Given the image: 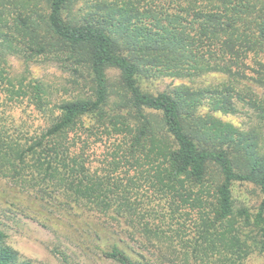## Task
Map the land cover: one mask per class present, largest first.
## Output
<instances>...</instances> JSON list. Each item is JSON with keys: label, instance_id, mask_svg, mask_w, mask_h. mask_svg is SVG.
Listing matches in <instances>:
<instances>
[{"label": "trees", "instance_id": "16d2710c", "mask_svg": "<svg viewBox=\"0 0 264 264\" xmlns=\"http://www.w3.org/2000/svg\"><path fill=\"white\" fill-rule=\"evenodd\" d=\"M78 1L0 0V176L102 215L129 212L128 218L136 212L131 198L148 184L172 208L197 213L186 260L246 264L253 253L264 255V101L248 86L264 88V0H96L86 13L74 10ZM12 55L55 62L86 90L52 106L43 84L11 78ZM109 70L119 73L115 84ZM211 73L228 80L158 94L140 85L146 74ZM24 101L46 127L15 125L13 110ZM237 101L257 111L250 132L215 116L236 113ZM105 139L114 140V159L93 170L92 146ZM236 184L260 190L257 212L236 207ZM8 245L0 229V264H34ZM101 255L144 264L118 244Z\"/></svg>", "mask_w": 264, "mask_h": 264}, {"label": "rangeland", "instance_id": "374dc122", "mask_svg": "<svg viewBox=\"0 0 264 264\" xmlns=\"http://www.w3.org/2000/svg\"><path fill=\"white\" fill-rule=\"evenodd\" d=\"M95 1L79 0L74 10L89 12ZM25 60L17 55L8 58L11 78L24 81L26 85L43 84L52 106L73 100L86 90L74 85L71 82L74 76L55 62ZM108 75L111 84L119 79L115 70H109ZM224 80L228 77L221 73L183 79L146 74L140 85L145 92L158 94L180 86L203 89ZM248 86L258 100L264 101V88L253 81H249ZM237 104L236 113L216 112L215 116L242 131H252L257 126V111L247 103L237 101ZM206 111H209L207 106L202 108V112ZM13 114L11 118L15 117L16 126L22 123L30 128L47 126L43 116L28 101L18 105ZM119 143L120 139L116 144ZM114 150V140L105 139L92 146V169L108 168L114 159ZM261 150L264 153V141ZM140 185L143 191L131 198L136 212L128 218L129 212L119 215L113 211L102 215L63 197L50 198L32 192L0 176V229L7 236L8 246L34 264H115L101 255L102 249H109L113 244H118L134 260L144 264H202L194 257L186 260L183 255L193 248L188 241L197 234V213L189 207L181 209L173 205L172 208L170 201L155 195L148 184ZM233 196L237 208L245 206L252 213L257 212L263 200L260 190L252 184H236ZM146 225L153 232L145 229ZM165 251L172 253V262L164 259ZM246 264H264V255L253 253Z\"/></svg>", "mask_w": 264, "mask_h": 264}]
</instances>
